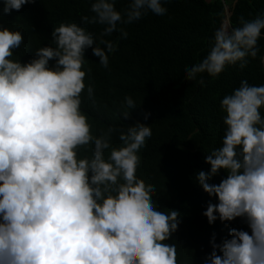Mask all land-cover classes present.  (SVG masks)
<instances>
[{
	"label": "clouds",
	"instance_id": "9594fccd",
	"mask_svg": "<svg viewBox=\"0 0 264 264\" xmlns=\"http://www.w3.org/2000/svg\"><path fill=\"white\" fill-rule=\"evenodd\" d=\"M30 2L3 0V12ZM90 11L82 24L103 25L102 37L119 30L126 38L119 24L148 11L164 15L167 8L162 0H130L121 13L115 0H93ZM262 31L264 13L241 18L238 27L222 25L210 52L186 70L185 80L203 73L215 77L237 63L243 69L248 57H257ZM51 35L55 46L38 48L35 58L22 63L11 59L22 33L0 28V264H177L176 245L165 242L178 230L182 214L159 210L155 190L136 175L138 152L151 127L139 121L129 125L119 136L123 146L113 148L115 129L94 137L81 111L85 50L91 48L107 67L111 41L97 42L76 23L61 24ZM87 94H93L91 85ZM126 104L136 108L131 97ZM221 106L222 146L206 155L210 170L195 177L218 200L203 215L210 225L243 218L250 233L233 228L220 244L213 233L204 264H264V85L244 80ZM90 143L93 155L81 158L79 148ZM221 171L226 177L210 184Z\"/></svg>",
	"mask_w": 264,
	"mask_h": 264
},
{
	"label": "trees",
	"instance_id": "16d2710c",
	"mask_svg": "<svg viewBox=\"0 0 264 264\" xmlns=\"http://www.w3.org/2000/svg\"><path fill=\"white\" fill-rule=\"evenodd\" d=\"M93 0H32L10 14L3 12L0 0V28L20 31L21 45L11 59L26 63L35 58V51L53 44L52 31L61 24L76 23L97 38L111 41L104 67L92 49L85 50V89L81 93V111L86 114L94 137L110 127L113 148H120L121 132L139 121L151 127V136L138 152L136 175L154 191L158 209H175L182 214L178 230L165 243L176 245L177 264H204L212 252L213 233L216 243L230 239V230L248 231L243 218L209 224L203 212L208 204L218 203L196 181L199 171L210 170L205 157L222 146L226 126L221 101L247 80L250 85H264V31L258 40L256 58L248 57L241 69L239 63L226 66L218 76L199 74L197 80L186 81L185 72L201 62L214 44L215 31L225 21L226 3L222 0H162L164 15L148 11L140 19L118 25L119 30L101 36L103 25L82 24L83 16H92ZM130 0H115V7L124 13ZM231 28L240 26L241 18L255 19L264 13V0H236L230 9ZM103 47V45H101ZM50 61V64H54ZM203 79L204 86L198 81ZM93 87L91 97L87 86ZM131 97L136 108L126 104ZM125 113H130L125 119ZM264 115V108L261 109ZM147 114V119L145 115ZM93 144L81 146L78 155L91 158ZM111 149L105 151V158ZM226 177L223 171L211 178L219 184ZM218 254H220L218 252Z\"/></svg>",
	"mask_w": 264,
	"mask_h": 264
},
{
	"label": "rangeland",
	"instance_id": "374dc122",
	"mask_svg": "<svg viewBox=\"0 0 264 264\" xmlns=\"http://www.w3.org/2000/svg\"><path fill=\"white\" fill-rule=\"evenodd\" d=\"M224 1H225V3H226V1H227L226 6H227V9H228L229 12H230V9H231V8L233 7V5L235 4L236 0H224ZM223 25H226V26L229 27L227 21H226V22L224 21ZM229 29H230V27H229Z\"/></svg>",
	"mask_w": 264,
	"mask_h": 264
},
{
	"label": "water",
	"instance_id": "95a60500",
	"mask_svg": "<svg viewBox=\"0 0 264 264\" xmlns=\"http://www.w3.org/2000/svg\"><path fill=\"white\" fill-rule=\"evenodd\" d=\"M222 1H223L224 4H225V1H224V0H222ZM225 9H226V13H225V22H226V21L228 22V25H229V27H230V29H231L230 17H231V15H232V13L229 12V10L227 9V6L225 7Z\"/></svg>",
	"mask_w": 264,
	"mask_h": 264
}]
</instances>
